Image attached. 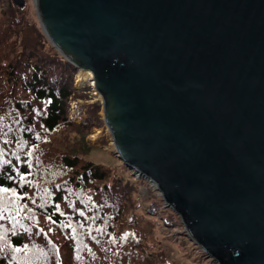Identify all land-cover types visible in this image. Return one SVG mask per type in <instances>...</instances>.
<instances>
[{"label":"water","instance_id":"95a60500","mask_svg":"<svg viewBox=\"0 0 264 264\" xmlns=\"http://www.w3.org/2000/svg\"><path fill=\"white\" fill-rule=\"evenodd\" d=\"M19 1V0H18ZM114 153L217 264H264V0H32ZM20 2V1H19Z\"/></svg>","mask_w":264,"mask_h":264},{"label":"rangeland","instance_id":"374dc122","mask_svg":"<svg viewBox=\"0 0 264 264\" xmlns=\"http://www.w3.org/2000/svg\"><path fill=\"white\" fill-rule=\"evenodd\" d=\"M19 1L20 6L14 0H0V72L10 73L0 76V171L5 165H11L10 158H19L22 166L30 167L31 170L35 169L40 173L39 175H44L36 180L38 181L36 193H30L26 203L13 196L9 197L7 192H0V233L3 225L8 228L15 226L21 231L23 229L26 243L23 249L16 251L5 246L6 241L0 240V260L13 256L22 262L30 257H38L44 240L48 238V232H51L47 229L53 226L54 222H51L45 210L52 192L47 191L46 187L51 188L54 178L60 179L66 175V169L61 166L63 156L78 153L82 159L102 165L101 168H105L108 173L107 178L110 184L117 178L126 182L127 179H134V177L119 157L98 145L103 144L99 142L102 141L109 149L113 146L110 133L104 124L101 99L91 86L79 84L76 69L72 73L70 69L72 64L65 59L68 63L65 76L69 80V72V75L72 74L73 77L72 84L67 86L69 93L64 100L66 121L63 120L51 131L44 128L42 118L45 112L43 109L45 101L35 98L31 86L24 84L30 81L32 64L35 63V59L28 54L34 51L53 58H59L58 56L62 55L44 34L33 1ZM11 15L15 17L11 19ZM25 38L28 40L26 41ZM8 60L11 61L10 65ZM96 103L98 106L94 113L95 123L88 126L89 130H81L78 123L84 114H78L79 107L82 104L90 106ZM11 121H16L17 125L14 130L6 131L5 124ZM24 131H28L27 138L23 136ZM96 132L97 135L93 136ZM37 143H39L38 147L35 146ZM30 146L35 148L30 155H26V147ZM28 186H30L29 183ZM122 186L128 190L133 187L128 184ZM151 192L157 194V190L150 188L148 182L142 180L137 182L131 196L132 204L130 202L126 204L124 227L115 230L117 233H119L118 230L123 229L130 232L138 231L139 248L142 254L137 248L139 252L133 250L136 240L126 242L123 247L124 253H126V245L132 248L129 249L128 254H125L133 258L131 264H217L209 256L199 257L201 248L196 243L192 244L191 239L184 236V227L174 222L164 228V224L157 216L143 209L147 203L143 195L146 196ZM104 195L106 196L107 193L105 192ZM132 215L133 218H130ZM164 221L166 222V219ZM120 222L121 220L118 223ZM130 223H133V226L128 227ZM173 228L176 230L170 232ZM175 236L178 238H174ZM55 240L61 239L56 237ZM63 246L66 244L62 243ZM28 254L30 257L22 260ZM88 264L100 263L90 260ZM108 264H121V258L117 256L115 261L112 258Z\"/></svg>","mask_w":264,"mask_h":264},{"label":"trees","instance_id":"16d2710c","mask_svg":"<svg viewBox=\"0 0 264 264\" xmlns=\"http://www.w3.org/2000/svg\"><path fill=\"white\" fill-rule=\"evenodd\" d=\"M14 1L18 6L21 5L19 4L21 2ZM14 17L15 15H11V19ZM25 40L27 41L28 38ZM28 55L35 59V63L32 64L33 71L30 73V81L24 84L31 86L35 98L45 101L42 123L47 131H51L63 120L66 121L64 100L69 93L67 86L72 84L73 77L68 72L69 80H67L65 68L68 63L62 56H58L59 58L47 57L34 51L29 52ZM7 62L10 65L11 61L8 60ZM70 69L73 73L75 68L70 65ZM7 74L10 73L0 72V76ZM83 106L85 108H82ZM97 106L96 103L90 106L82 104L79 107L78 114H84L78 123L82 128L81 130H89L88 126L95 123L94 113ZM16 125V121H11L9 124H5V130H14ZM23 136L27 138L28 131H24ZM99 142L105 144L102 141ZM35 146L38 147L39 143ZM35 146L26 147V155H30ZM10 162H12L11 165H5L0 171V189H6V191L0 192H7L9 197L13 196L26 203L29 194L36 193L38 182L36 180L44 175H39L40 173L36 172L35 169L31 170L30 167L22 166V161L19 158H10ZM61 164L62 168L67 171L66 175L60 179L54 178L51 188L46 187V190L52 193L45 211L48 212L51 222L53 221L54 224L47 229V231L50 229L51 232H48V238L43 242L41 253H38V257L32 258L28 254L22 260L30 258L22 262L13 256H8L1 259L0 264H69V262L70 264H88L90 260H95L100 264H108L112 258L115 261L117 256L121 258V264H131L133 258L125 254H128L129 249L132 248L126 245V253H124L123 247L126 242L136 240L133 250L139 252L137 250L139 249L142 254L139 248L138 231L130 232L123 229L118 230L119 233H117L115 230L124 227L123 217L127 213L126 204L127 202L132 204L131 196L134 192V186L140 180L144 182L146 180L136 179L131 175L134 179H127L126 182H123L117 178L114 183L110 184L107 178L108 173L105 168H101L102 165L82 159L78 153L63 156ZM125 184L133 187L128 190L122 186ZM105 192L107 193L106 196L104 195ZM143 197L147 201L143 209L157 216L164 224V228L174 222L183 227L177 213L164 206L160 195L151 192L146 196L143 195ZM130 218H133V215ZM119 220H121L120 223H118ZM56 225L57 227H55ZM131 226L133 223L128 224V227ZM13 228L3 225L0 240L6 241L7 245L5 246L21 250L26 245L24 230H18L15 226ZM174 230L176 229L173 228L170 232ZM183 234L189 238L187 234ZM56 237L61 240H55ZM174 238L177 239L178 237L175 236ZM62 243L66 246L62 247ZM191 243L195 245L192 240ZM202 256L207 255L201 250L199 257Z\"/></svg>","mask_w":264,"mask_h":264},{"label":"bare ground","instance_id":"6f19581e","mask_svg":"<svg viewBox=\"0 0 264 264\" xmlns=\"http://www.w3.org/2000/svg\"><path fill=\"white\" fill-rule=\"evenodd\" d=\"M91 73L90 72H88V71H81V70H78L77 71V76H76V78H77V80L79 81V80H82V79H90L91 78ZM89 85V84H88ZM90 86V85H89ZM95 135H97V132L93 135V136H95ZM137 179V178H136Z\"/></svg>","mask_w":264,"mask_h":264},{"label":"snow or ice","instance_id":"6c2138e0","mask_svg":"<svg viewBox=\"0 0 264 264\" xmlns=\"http://www.w3.org/2000/svg\"><path fill=\"white\" fill-rule=\"evenodd\" d=\"M0 191H6V189H0ZM16 251H19V249H16Z\"/></svg>","mask_w":264,"mask_h":264}]
</instances>
